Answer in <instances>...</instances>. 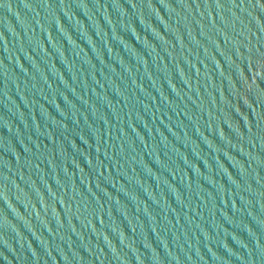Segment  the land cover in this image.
Returning <instances> with one entry per match:
<instances>
[{
  "label": "water",
  "instance_id": "1",
  "mask_svg": "<svg viewBox=\"0 0 264 264\" xmlns=\"http://www.w3.org/2000/svg\"><path fill=\"white\" fill-rule=\"evenodd\" d=\"M221 2L0 0V264H264V33Z\"/></svg>",
  "mask_w": 264,
  "mask_h": 264
},
{
  "label": "snow or ice",
  "instance_id": "2",
  "mask_svg": "<svg viewBox=\"0 0 264 264\" xmlns=\"http://www.w3.org/2000/svg\"><path fill=\"white\" fill-rule=\"evenodd\" d=\"M150 2L151 0H140V3L144 4L146 7L150 5ZM228 2L233 7L251 8V9L257 10L259 15H253L252 12H249L248 15L252 18V21L256 24L259 31L261 33H264V19H261V16H264V0H239L238 4L236 3V0H228ZM136 6H139V5L136 3ZM215 6L218 8H223L225 4L222 3L221 0H215ZM256 82L260 83L261 77H258ZM262 86H264V84H262ZM233 183H235V181H233ZM3 195H4L3 192L0 191V197H2ZM261 195L264 196V193H261ZM259 223L262 226H264V220H260Z\"/></svg>",
  "mask_w": 264,
  "mask_h": 264
}]
</instances>
